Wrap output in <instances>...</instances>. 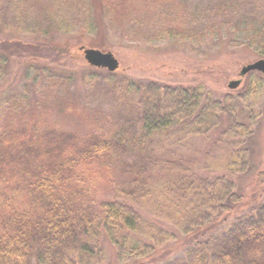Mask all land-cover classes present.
<instances>
[{
	"label": "trees",
	"instance_id": "16d2710c",
	"mask_svg": "<svg viewBox=\"0 0 264 264\" xmlns=\"http://www.w3.org/2000/svg\"><path fill=\"white\" fill-rule=\"evenodd\" d=\"M193 1L0 0V264H105L108 244L122 261L147 258L175 239L165 223L189 237L167 264H264V201L229 221L245 199L237 178L264 186L252 148L264 75L217 97L121 65L67 67L87 47L116 52L109 31L228 38L264 59V0Z\"/></svg>",
	"mask_w": 264,
	"mask_h": 264
},
{
	"label": "rangeland",
	"instance_id": "374dc122",
	"mask_svg": "<svg viewBox=\"0 0 264 264\" xmlns=\"http://www.w3.org/2000/svg\"><path fill=\"white\" fill-rule=\"evenodd\" d=\"M206 5V3H205ZM191 10L195 12L200 9L202 2L194 0L193 4L188 3ZM108 40L114 46V56L119 60L120 65L126 69L125 74L133 79H144L148 81H162L168 84H182L185 86H197L204 84L207 88L216 94L217 97H223L225 94H237L243 91L246 76L241 75V71L249 64H253L260 60L258 56L253 54L252 50L247 47L236 48L230 39L223 38L222 41L216 43L215 38L208 39L200 45V42L193 41H175L165 39L159 42H125L118 37L113 38L110 31L107 33ZM90 49V47L84 48ZM213 56L215 59H212ZM78 60L67 66L68 69L82 70L88 68V63ZM14 67H18L14 64ZM57 71H63V66L59 64L54 66ZM212 67L218 70L216 76L205 75L204 70ZM23 74V72H21ZM21 74V75H22ZM233 81H241L243 85L240 90L232 91L229 84ZM23 84V83H22ZM21 84V86H22ZM89 102H95L98 93L90 95ZM261 111L264 112V98L260 100ZM255 141L253 152L255 161L260 163V171L264 170V113L258 124L255 125ZM206 147V143L200 138L195 140L194 152L200 151ZM185 151L188 156H193L194 152ZM237 182L243 189L245 195L244 203L230 222L252 211L257 205L264 201V186H259L256 175H248L246 177H238ZM165 228L175 235L173 241L168 242L155 253L147 258L136 259L134 255H130L124 261L120 260L116 248L109 244L105 245L107 250V262L105 264H135L139 261L147 260L148 264H167L174 258L182 255L185 247L189 245V241L183 238L178 229L173 225H167ZM216 229V228H215ZM214 230V229H212Z\"/></svg>",
	"mask_w": 264,
	"mask_h": 264
},
{
	"label": "water",
	"instance_id": "95a60500",
	"mask_svg": "<svg viewBox=\"0 0 264 264\" xmlns=\"http://www.w3.org/2000/svg\"><path fill=\"white\" fill-rule=\"evenodd\" d=\"M84 58L86 62L95 68L106 69L109 72H115L119 69V60L111 52H102L96 49H85ZM256 71L264 75V59H260L253 64H249L241 71V75L245 76L249 72ZM241 81H233L229 84L230 89H236L240 86Z\"/></svg>",
	"mask_w": 264,
	"mask_h": 264
}]
</instances>
